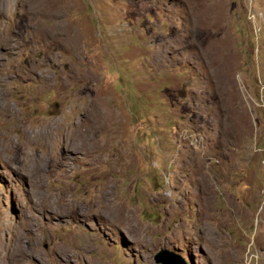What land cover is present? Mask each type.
Listing matches in <instances>:
<instances>
[{
    "label": "rangeland",
    "instance_id": "1",
    "mask_svg": "<svg viewBox=\"0 0 264 264\" xmlns=\"http://www.w3.org/2000/svg\"><path fill=\"white\" fill-rule=\"evenodd\" d=\"M161 250L264 264V0H0V264Z\"/></svg>",
    "mask_w": 264,
    "mask_h": 264
},
{
    "label": "water",
    "instance_id": "2",
    "mask_svg": "<svg viewBox=\"0 0 264 264\" xmlns=\"http://www.w3.org/2000/svg\"><path fill=\"white\" fill-rule=\"evenodd\" d=\"M57 107V104L55 105ZM155 263L157 264H185L184 259L171 251L161 250L154 256Z\"/></svg>",
    "mask_w": 264,
    "mask_h": 264
},
{
    "label": "bare ground",
    "instance_id": "3",
    "mask_svg": "<svg viewBox=\"0 0 264 264\" xmlns=\"http://www.w3.org/2000/svg\"><path fill=\"white\" fill-rule=\"evenodd\" d=\"M219 3V2H218ZM76 213V211H74Z\"/></svg>",
    "mask_w": 264,
    "mask_h": 264
}]
</instances>
